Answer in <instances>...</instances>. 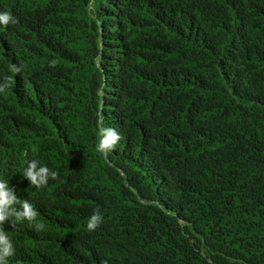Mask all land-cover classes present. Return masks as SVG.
Masks as SVG:
<instances>
[{"label":"trees","instance_id":"obj_1","mask_svg":"<svg viewBox=\"0 0 264 264\" xmlns=\"http://www.w3.org/2000/svg\"><path fill=\"white\" fill-rule=\"evenodd\" d=\"M5 10L19 23L0 25V82L14 80L0 93V179L45 225H5L9 264H264V0ZM101 124L121 136L107 156ZM31 160L59 180L31 187Z\"/></svg>","mask_w":264,"mask_h":264},{"label":"clouds","instance_id":"obj_2","mask_svg":"<svg viewBox=\"0 0 264 264\" xmlns=\"http://www.w3.org/2000/svg\"><path fill=\"white\" fill-rule=\"evenodd\" d=\"M19 20L10 12H0V25L7 27L8 25H16ZM57 60L50 61L49 66L55 67ZM11 71L19 74L22 67L12 65ZM14 83L13 76L7 75L0 82V93L5 92ZM99 141L96 145L97 152L104 156L110 151H113L116 145L121 140L120 134L112 127H104L102 124L99 127ZM22 177L27 180L31 187L40 189L48 184L49 179L59 180L60 174L58 171L50 169L47 166L41 165L39 160H31L27 162V166L23 169ZM18 206V207H17ZM39 215L35 205L28 199H20L16 194V189L11 187L7 180L0 179V264H9V258L15 254L14 244L10 238L9 231L5 230V225L10 224L12 230L17 228V222H28L34 227L35 231L44 230L45 225L42 222H37ZM104 220L103 214L99 209H96L88 218L86 228L89 232L95 231ZM21 264V262H18ZM101 264H107L104 260Z\"/></svg>","mask_w":264,"mask_h":264}]
</instances>
